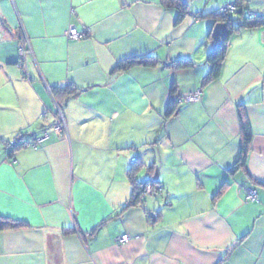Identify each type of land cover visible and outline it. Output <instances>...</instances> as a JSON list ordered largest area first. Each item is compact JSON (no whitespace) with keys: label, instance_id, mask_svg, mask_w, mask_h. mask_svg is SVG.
Instances as JSON below:
<instances>
[{"label":"crops","instance_id":"0c3cea01","mask_svg":"<svg viewBox=\"0 0 264 264\" xmlns=\"http://www.w3.org/2000/svg\"><path fill=\"white\" fill-rule=\"evenodd\" d=\"M235 1L186 0L176 23L160 0H0V216L26 223L0 231V264H264V25L233 32L204 82L215 42L204 15ZM242 2L264 16V0ZM71 27L83 36L69 39ZM140 56L156 63L114 71ZM179 58L194 65L174 68ZM60 86L77 93L54 95ZM173 96L180 108L165 117ZM238 104L253 182L228 171ZM133 167L162 190L122 210Z\"/></svg>","mask_w":264,"mask_h":264},{"label":"trees","instance_id":"16d2710c","mask_svg":"<svg viewBox=\"0 0 264 264\" xmlns=\"http://www.w3.org/2000/svg\"><path fill=\"white\" fill-rule=\"evenodd\" d=\"M160 2L168 8H173L176 11V19L175 22H181L188 14L189 9L186 3V0H160ZM236 10L233 13H228L225 11H221L220 9L213 11L205 16L211 17L213 19V25L209 31L208 37L212 38V32L216 25H224L226 28V33L219 37L218 40H215L212 49L206 56V63L209 65V71L207 75L204 77V82H208L214 80L218 77L222 61L224 59L229 38L231 34L235 31L245 28H254L260 27L264 25V16L259 14H247L245 15L244 10L245 7L243 5L242 0H236L235 2ZM236 14L232 16L231 14ZM198 17H202V15H198ZM197 17V18H198ZM156 63V59L151 56H140V57H131L128 59H124L120 61L114 68V71L127 69L133 65H143V66H152ZM174 68H190L194 65V62L187 58H179L171 63ZM174 85L172 86V94H174ZM52 93L54 95H61L64 98H68L77 93V90L74 87H54L52 89ZM179 96H173L164 112L165 117H169L176 113L180 108V103L178 102ZM237 113L240 127V136H241V146L238 159L234 165H232L228 171L232 174L236 173L238 170L244 171V174L247 175L248 179L253 182V179L248 174L246 169V159L248 152L250 151L251 141H252V128L250 122L247 118L245 111L243 110L241 104L237 105ZM23 145L21 139H16L15 143L12 144L14 149ZM136 168H131L128 170L127 177L132 187V193L127 200V202L122 206V210L130 206L137 205L144 197V187L146 184H155L156 181L147 176V178L143 181H138L135 176ZM221 193V188L218 190L216 195ZM215 195V196H216ZM103 223V222H102ZM101 223V224H102ZM100 224V225H101ZM26 223L20 220L12 219L10 217L0 216V231L7 229H15L25 227ZM99 226V225H98ZM74 229H67L64 232H71ZM219 264V262L217 263Z\"/></svg>","mask_w":264,"mask_h":264},{"label":"built area","instance_id":"2783aa9c","mask_svg":"<svg viewBox=\"0 0 264 264\" xmlns=\"http://www.w3.org/2000/svg\"><path fill=\"white\" fill-rule=\"evenodd\" d=\"M220 10L228 12V13H233L236 10V5H235V3H230V4L222 7ZM65 34L69 39H78V38H81L83 36V34L78 32L76 30V28H74V27L69 28ZM20 52L23 55L24 51L22 50V48H20ZM199 98H200V91L196 90L194 92H190V93L186 94L181 100H183L185 102H190V101L198 100ZM55 128L59 131H65L66 130V121H65L63 113L59 109H58V116H57ZM37 141L39 142L40 140L38 139ZM13 143H15V141L11 142V144H13ZM161 190H162V187L159 184H150L149 183V184H146L144 187V195L154 194V193L161 191ZM256 196H257L256 190L253 189L252 187H247V189H246L247 199H249L251 201H255ZM128 238H129L128 234H123L117 238V241L123 243V242L127 241Z\"/></svg>","mask_w":264,"mask_h":264},{"label":"water","instance_id":"95a60500","mask_svg":"<svg viewBox=\"0 0 264 264\" xmlns=\"http://www.w3.org/2000/svg\"><path fill=\"white\" fill-rule=\"evenodd\" d=\"M226 33V28L224 25H216L212 32V38L214 40H218L219 37H222ZM153 179H156V177H153Z\"/></svg>","mask_w":264,"mask_h":264}]
</instances>
